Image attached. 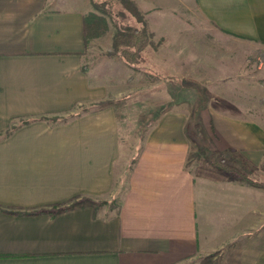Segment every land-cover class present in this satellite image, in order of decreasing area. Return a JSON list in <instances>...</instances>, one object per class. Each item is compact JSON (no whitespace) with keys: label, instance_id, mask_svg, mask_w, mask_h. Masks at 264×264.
Segmentation results:
<instances>
[{"label":"crops","instance_id":"1","mask_svg":"<svg viewBox=\"0 0 264 264\" xmlns=\"http://www.w3.org/2000/svg\"><path fill=\"white\" fill-rule=\"evenodd\" d=\"M132 1L151 32L142 53L211 89L212 147L261 171L264 0ZM93 13V0H0V264H264V187L199 155L186 109L123 158L121 96L85 45Z\"/></svg>","mask_w":264,"mask_h":264},{"label":"rangeland","instance_id":"2","mask_svg":"<svg viewBox=\"0 0 264 264\" xmlns=\"http://www.w3.org/2000/svg\"><path fill=\"white\" fill-rule=\"evenodd\" d=\"M93 1L95 4H93L94 9L97 11L98 15L105 18L108 27L101 36L91 38L87 49L92 50L93 58L101 60L100 62L103 63L101 65L102 67H107L106 73L108 82L111 81L113 85H116L118 95L121 96V98L116 101L117 103L115 105L119 108V115L121 117V140L125 148L123 151V158L129 157L132 159L130 161L136 158L140 152L145 134L150 130L153 124L158 121L159 115L163 114L164 111L169 109L172 105L173 109L181 108L187 110L189 115V126L187 131L191 146H200L198 148V154L203 155L208 160L207 155L211 153V146H217V140H215L217 138H215V135H211L209 131L202 126L200 116L202 113L201 111L206 106L207 98L210 97L211 89L202 88L200 85L195 86L191 81H187L188 87L183 86V82H181L182 85H180V82L178 80L175 81L173 78L172 73L174 72H172V68L166 65L163 66V64L151 62V53L150 56L147 52L144 54L141 53V60L137 64V68L129 66L120 52H115L113 38L119 27L136 26L138 24L136 17L133 15L130 7L124 6L122 0ZM149 40L152 42L151 32ZM159 40V38H156L155 43L157 44ZM211 41L221 48L233 46L240 50L241 47L239 46H242L238 39L232 38L220 40L218 37H210L208 42ZM227 53L229 60L234 58L235 54H232V52L229 53V51H227ZM113 56H116L118 60L123 61L124 64L129 67L127 71L123 72L119 67L112 65V62L109 60ZM158 57L164 58L163 56ZM168 57L172 59L175 56L171 55ZM253 57L258 66L262 61L259 57V53L254 54ZM191 58V61L195 63V57L191 56ZM175 60L176 59H173V61ZM105 70L106 68L103 69V71ZM186 87L187 89H185ZM260 87H263L264 90V82ZM261 96L262 99H264V94H261ZM169 99H171V102ZM181 99L182 103L179 104ZM220 156L223 157L221 154ZM224 158H226V156ZM130 161L129 163L132 164ZM226 161L235 166L229 159L226 158ZM237 168L240 169L239 167ZM261 168V171L253 168L249 170L250 172H246V174L250 180L256 181L258 185L252 182L249 183L264 187V166ZM128 173L129 171L127 169L124 181ZM125 186L126 183L121 186L119 191H123Z\"/></svg>","mask_w":264,"mask_h":264},{"label":"trees","instance_id":"3","mask_svg":"<svg viewBox=\"0 0 264 264\" xmlns=\"http://www.w3.org/2000/svg\"><path fill=\"white\" fill-rule=\"evenodd\" d=\"M122 3L124 6L130 7L138 24L136 26H126L125 28L119 27L113 38L114 48L115 52H120L122 57L126 59L129 66L137 68V64L141 60V53L150 44V29L147 21L144 19L142 13L133 1L122 0ZM107 27V22L103 16L96 13L91 14L90 17L85 20V45L89 43L91 38L101 36L106 31ZM220 154L221 153L217 148L211 146V153L207 155L208 160L219 168L230 172L245 181L258 185L256 181L250 180L246 173L227 162L226 158L221 157Z\"/></svg>","mask_w":264,"mask_h":264}]
</instances>
